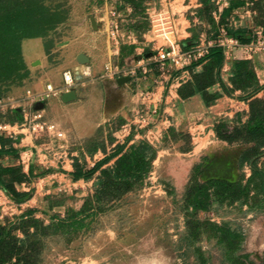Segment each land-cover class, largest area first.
I'll list each match as a JSON object with an SVG mask.
<instances>
[{
	"label": "rangeland",
	"instance_id": "1",
	"mask_svg": "<svg viewBox=\"0 0 264 264\" xmlns=\"http://www.w3.org/2000/svg\"><path fill=\"white\" fill-rule=\"evenodd\" d=\"M22 3L35 8L40 20L16 12ZM4 5L10 10H1ZM160 11L176 20L173 38L185 48L218 35L236 37L239 45L224 58L221 73L227 62L230 88L253 80L254 58L264 53L256 48L258 31H264V0H0L1 29H43L38 36L51 68L69 66L74 45L54 48L74 35L76 25L88 24L100 32L98 57L109 63L99 77H130L120 82L129 83L126 107L95 134L34 138L49 145L48 168L37 169L34 154L19 156L18 163L0 154V253L4 247L10 257L3 264H264V95L253 111L250 102L248 110L218 109L220 91L204 87L208 75L186 79L202 70L200 63L189 66L175 86L173 119L172 109L157 98L155 123H134L133 110L143 100L138 90L151 88L159 73L151 63L154 73L137 78L138 59L153 57L164 41L152 22ZM23 39L21 51L0 39V121L20 122L26 111L19 100L16 106L10 102L12 96L21 99L18 89L33 79ZM174 84L165 81L167 94ZM167 118L171 123H161ZM121 145L119 154L93 169ZM123 154L135 164L116 172ZM219 179L225 183L213 182ZM199 183L209 186L201 201L196 195L205 186Z\"/></svg>",
	"mask_w": 264,
	"mask_h": 264
},
{
	"label": "crops",
	"instance_id": "2",
	"mask_svg": "<svg viewBox=\"0 0 264 264\" xmlns=\"http://www.w3.org/2000/svg\"><path fill=\"white\" fill-rule=\"evenodd\" d=\"M74 35L67 40L58 43L54 51H59L66 48L70 44H73V48L69 51L71 57L69 58L70 64L67 67H63L60 63L51 68L50 64H53L49 60V55L46 51L44 39L42 36H35L25 38L22 41V52L24 59L31 69V76L33 77L30 85H26L25 88L19 92L22 93L21 99H15L12 96L11 101L13 105H18L17 100L21 104H25V110H41L44 113L46 119L54 122L61 130L65 132L64 137L49 136V138H86L95 134L98 127L102 126L107 121L116 118L121 115L123 108L126 107V100L128 101L129 92L127 91L129 83L126 82L122 85L117 78L113 75H109L105 78L99 74L104 70V65L109 63L104 62L97 55V37L100 35L98 29L88 24L76 25L73 29ZM81 53H84L88 57V61L82 63L78 57ZM252 57L253 55L250 54ZM254 57V56H253ZM256 74L261 85H264V53L254 58ZM202 68L200 65L199 70ZM65 70H71L74 75V85L69 91H74L72 99L67 100L64 98V91L60 95L52 96L47 99L31 98L27 94L28 89H32L34 92H40L45 88L46 83L52 82L56 86H63V72ZM224 70V69H223ZM222 70V78L227 84L229 81V73ZM112 74V72H111ZM104 76V74H103ZM187 76V75H186ZM192 76L188 75L186 79H191ZM185 79V80H186ZM135 81L133 78L132 82ZM131 82V83H132ZM171 82L167 79V85ZM166 85V87H167ZM172 86V85H171ZM174 84L173 89L170 90L171 94H167L165 86L163 92L159 91L158 96L163 100L165 110L172 109L173 99L177 97L178 92H175ZM33 87V88H32ZM213 87L220 91V96L216 98L214 106L218 109H230L240 107L248 110L249 99H244L239 95L243 92L240 89H236L231 95L226 94L217 82ZM178 88V87H177ZM177 90V89H176ZM17 91V90H15ZM165 92V93H164ZM259 96L264 95V88L258 93ZM119 97V100L115 103ZM116 98V99H115ZM22 100L24 101L22 103ZM28 107V108H27ZM172 119L174 110L170 112ZM18 122V121H16ZM162 122L171 123L170 119L162 120ZM21 132L16 137L3 136L0 138V150L1 156L4 159H16L15 163L19 162V156L23 157L24 154L29 157L33 156L35 166L38 169L48 168L46 165L50 160L49 157L53 154L48 150V146H45V142H42L34 138L26 128L20 130ZM43 138V137H41ZM126 138H133L129 135ZM159 139L158 134L154 135V140ZM36 142V143H35ZM38 142V143H37ZM48 150V151H47ZM54 153V152H53ZM110 152H107L108 154ZM60 157V156H59ZM58 157V158H59ZM38 166V167H37ZM34 167V166H33ZM25 170L27 169L24 167Z\"/></svg>",
	"mask_w": 264,
	"mask_h": 264
},
{
	"label": "built area",
	"instance_id": "3",
	"mask_svg": "<svg viewBox=\"0 0 264 264\" xmlns=\"http://www.w3.org/2000/svg\"><path fill=\"white\" fill-rule=\"evenodd\" d=\"M153 29L156 34L163 37L164 41L158 43L156 48V54L149 59H145L141 56L137 61V67L141 69L142 75L137 78L147 79L150 73H154V66L151 63H155L159 73L154 76L153 85L151 88H141L138 90V94L142 97V102L137 104L134 108V123L140 127L150 126L155 123V117L158 116L159 106L158 103L154 104V100L160 98L158 93L165 85V81L170 79L173 83L182 84L181 80L184 79L189 73V66L194 62L206 59L210 50L215 45L223 48L224 58L228 60L231 58L233 51L239 45V40L227 35L223 37L218 35L217 38L197 42L196 44L185 48L180 41L173 38L175 35L174 30L176 26V20L173 18L169 11H160L152 15ZM259 38L257 39V47L264 51V35L263 30H259ZM113 36L116 35V26L112 29ZM117 42L118 39L114 37ZM255 48V49H256ZM253 50V46L249 47ZM224 69L227 68V62L224 63ZM181 70V73L175 74L173 71ZM135 69H133V75ZM63 86H56L52 82H48L45 88L40 92H34L32 89L27 90V94L31 98L47 99L52 96L60 95L64 91L74 85L75 79L71 70H65L63 72ZM26 128L28 133L33 137H40L44 134L54 137H64L65 132L61 130L54 122L45 118L44 113L41 110H27L23 116V120L20 122H8L0 121V137H16L21 129Z\"/></svg>",
	"mask_w": 264,
	"mask_h": 264
},
{
	"label": "trees",
	"instance_id": "4",
	"mask_svg": "<svg viewBox=\"0 0 264 264\" xmlns=\"http://www.w3.org/2000/svg\"><path fill=\"white\" fill-rule=\"evenodd\" d=\"M29 8V9H28ZM25 9V10H24ZM4 12L10 10L9 7L7 5H4L2 7V9ZM20 10V11H19ZM19 10H17L16 12H22L24 15H26L31 21H39V17H37V15L35 14L37 11L35 8H31V6H26L22 3V6H20ZM28 11V14L31 13V15L26 14L25 12ZM21 13V14H22ZM39 13V12H38ZM37 13V14H38ZM38 24L40 22H37ZM43 29L40 28H34L33 30H31L29 27H25V28H6V29H1L0 28V39H2L3 37L6 38V40L8 39L9 41L11 40L13 45H16V49L20 50V42L23 38L25 37H35L38 35H41ZM224 62V53H223V48L221 46L215 45L214 47L211 48L210 53L207 55L206 59H202L200 61L194 62L192 64V67L195 65H198L200 63H202V70L200 72H195L193 74V77L191 78L190 82L195 81L198 78H203V75H208V79L206 81V83L204 84V87L209 88L213 85H215L217 82L220 83L222 89L225 92L231 93L232 91L236 90V89H240L244 91V95L242 94L241 97H243L244 99H249L250 102V106H251V111H253V104L256 101H261L263 100V98L258 96V93L260 92L261 89L264 88V85H261L259 82V79L257 77V74L255 72V70H252L251 75L253 77V80L249 83H242L239 85H234V87H229L228 84L225 82V80L222 78L221 75V68ZM243 63H250L251 60L245 59L244 61L242 60ZM215 69V71H214ZM3 137V136H1ZM0 137V138H1ZM223 138L227 139V140H231L228 135H225ZM124 148V145L118 146L113 152L112 154H108L107 156H105L102 160L98 161L95 166L93 167V169L100 167L101 164L105 163L109 158H111V156L117 155L119 154ZM135 149V148H134ZM0 150V154H1ZM130 156H126L125 154L121 155L116 163L115 166V171L117 172V170H120L122 167L124 168H131V166L133 164H135L134 160H130ZM253 165V170L254 172H258L257 171V167L255 166L254 163H252ZM107 171V170H106ZM82 174V172H77L76 175H80ZM222 182L225 183L224 180L219 179V180H215L213 182ZM232 184V183H231ZM200 186H205L203 188V190L198 193L196 195V199H198V201H201L199 196L201 195H207V189L209 188V186L206 183H199ZM234 185V183L232 184ZM1 238L0 237V243H1ZM1 245V244H0ZM1 253H0V257L2 260V264L9 260L10 257L9 256H5V253H8L4 250V247L1 249ZM2 254V255H1ZM3 255L6 258H3ZM16 264V263H14Z\"/></svg>",
	"mask_w": 264,
	"mask_h": 264
},
{
	"label": "water",
	"instance_id": "5",
	"mask_svg": "<svg viewBox=\"0 0 264 264\" xmlns=\"http://www.w3.org/2000/svg\"><path fill=\"white\" fill-rule=\"evenodd\" d=\"M78 59H79V61L80 62H82V63H85V62H87L88 61V57L84 54V53H81L80 55H79V57H78ZM130 77H121V78H119L118 79V81L119 82H123V81H125V80H128ZM74 91H67V92H65L64 93V98L65 99H67V100H70V99H72L73 98V96H74Z\"/></svg>",
	"mask_w": 264,
	"mask_h": 264
}]
</instances>
